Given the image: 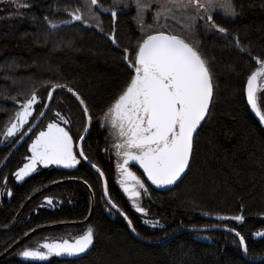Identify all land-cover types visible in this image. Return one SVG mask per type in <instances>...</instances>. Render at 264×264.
Segmentation results:
<instances>
[{"label":"trees","instance_id":"16d2710c","mask_svg":"<svg viewBox=\"0 0 264 264\" xmlns=\"http://www.w3.org/2000/svg\"><path fill=\"white\" fill-rule=\"evenodd\" d=\"M124 1L100 0L103 10L116 8L117 15L113 18L98 13L95 26L74 21L69 14L76 8L85 14L86 8L81 7L85 0H0V164L19 137L7 139L5 131L23 103L36 92V117L49 89L55 84L67 85L85 100L93 117L82 143L84 152L103 172L108 197L131 219L137 236L158 242L179 229L221 225L235 228L244 236L248 258L261 257L264 236L254 235L264 232V127L249 111L245 84L257 68L254 57L264 59V0H232L236 13L233 20L213 16L227 33L206 28V20L198 19L191 31L168 21L169 28L193 43L205 58L212 76L213 97L209 113L194 137L193 154L183 179L168 192L148 187L142 204L147 217L158 221L153 229L140 223L139 215L116 186L115 157L107 148V132L100 127L105 111L134 74L124 60V49L133 56L142 37L135 28L134 12L118 10L117 4ZM49 21L65 24L51 29ZM257 99L264 108V90ZM57 112L71 121L65 126L74 144L84 130V115L75 99L56 91L40 124L0 173V182L7 177L4 188L0 183V227L11 223L35 191L65 179L87 181L94 198L91 217L81 227L55 228L30 236L0 264H250L244 261L237 238L225 231L206 233V241L185 233L162 246L138 242L118 215H107L101 180L83 162L73 171L38 168L21 183H15L9 176L23 164L36 132L46 122L63 124ZM46 197L53 199L50 206L41 205ZM89 209V195L83 186L65 183L54 187L32 200L12 229L0 232V254L37 227L84 220ZM237 215H242L243 221L207 218ZM89 226L94 231L93 244L80 258L52 257L35 262L19 258L23 248L44 237L67 231L79 234Z\"/></svg>","mask_w":264,"mask_h":264},{"label":"snow or ice","instance_id":"6c2138e0","mask_svg":"<svg viewBox=\"0 0 264 264\" xmlns=\"http://www.w3.org/2000/svg\"><path fill=\"white\" fill-rule=\"evenodd\" d=\"M133 2L140 30L144 33L133 56L130 57L129 50L124 49V60L134 74L131 75L126 88L105 111L101 127L106 123L116 137L117 143L114 146L117 155L123 160L118 164L123 191L133 200L136 211L146 214L147 210L137 204L135 198L141 196L140 189L145 193L148 189L144 181L130 170L129 162H136L143 169L147 179L157 187L176 184L189 167L194 149V133L209 113L213 97L212 76L205 58L193 43L173 32L168 21H177L179 13V22L188 31L195 27L198 19H206L208 22L206 28L227 33L226 28L215 23L213 13L220 12L225 16H234L236 13L232 0H157L159 6L154 11V26L145 27V15L151 9V4L146 0ZM81 7L86 8L87 12L95 17L103 6L100 0H85ZM110 11L111 16L115 18L117 12L114 9ZM69 14L72 20L89 23L81 8H76ZM49 23L52 28L57 27L55 23L51 21ZM112 41L114 44L117 43L114 36ZM254 59L259 66L247 78L246 99L260 123L264 124V108L257 99V82L264 79V59L260 57ZM261 87H264V84ZM56 88H67L79 104L83 105V113L90 127L93 117L89 114V108L80 94L67 85L55 84L47 94L49 100L52 99ZM37 101L38 96L34 91L23 103L22 108L15 113V122L8 127L7 136H13L28 123ZM43 107L47 108L48 105L45 104ZM44 114L40 111L39 116L43 117ZM56 116L64 125L71 123L59 112ZM88 127L84 128V132H88ZM31 130L29 127L28 131ZM84 139L83 135L78 137V141L82 142ZM30 152L31 155L27 157L28 163L15 173L17 180H22L34 172L38 165L55 164L71 168L80 163L77 153L74 152V139L70 129L56 121L49 122L46 130L39 131L30 144ZM78 155L85 160L88 159L82 146ZM100 175L103 176V172ZM8 195H11V191ZM105 195H108L107 186ZM46 200L52 204L50 197H46ZM112 207L117 208L118 205L113 203ZM124 218L132 227V231L136 232L131 219L126 214ZM232 219L243 221L244 217L237 215ZM231 231L239 237L243 253L247 255L249 249L244 236L235 228ZM256 235L264 236V232H257ZM93 240L94 231L89 226L82 235L72 240H46L41 245L46 251L40 248H25L20 255L41 260L52 254L77 256L85 253L93 244ZM260 264H264V258Z\"/></svg>","mask_w":264,"mask_h":264},{"label":"water","instance_id":"95a60500","mask_svg":"<svg viewBox=\"0 0 264 264\" xmlns=\"http://www.w3.org/2000/svg\"><path fill=\"white\" fill-rule=\"evenodd\" d=\"M101 14H106V13L101 12ZM109 16H111V15H109ZM74 21H75V20H74ZM63 24H65V23H62V24H56V25H57V27H59L60 25H63ZM49 27H50L51 29H55V28H52L51 25H49ZM57 27H56V28H57ZM109 38L112 39V35H111ZM246 82H247V81H246ZM51 90H52V87L49 89V91H51ZM49 91H48V92H49ZM56 91L65 92V93L71 95V96L75 99V97L72 95V93H69V92L67 91V88H56L55 91L53 92V94H54ZM245 100H246V103H247V99H246V84H245ZM75 101L77 102V104L79 105V107H80V109H81V111H82V113H83V105H80L79 102H78L76 99H75ZM49 103H50V100L48 99V96H47V97H46L45 104L48 105V107H49ZM247 106H248V108H249L250 113L254 116V118L259 122V124H260L261 126L264 127V124L260 123L258 117H256L255 113L251 110V108H250V106L248 105V103H247ZM48 107H47V108H43L42 111H43L44 113H46ZM44 115H45V114H44ZM83 115H84V113H83ZM43 117H44V116H43ZM43 117L38 116V117L35 119V121L33 122V124L30 126V127L32 128V130H31V131H28V130H27V131L23 134V136H22V137L16 142V144L12 147V149L9 151V153L7 154V156L4 158V160H3L2 163L0 164V173H1L2 169L6 166V164L9 162V160L14 156V154L16 153V151L18 150V148L21 146V144L27 139V137H28V136L33 132V130L38 126V124L41 122V120L43 119ZM29 118H30V117H29ZM84 119H85V126H84V128H85V127H88V121H87V118H86L85 115H84ZM13 122H15V117H14L13 120L9 123V125L7 126L6 131H5V137L8 138V139L14 137V136L17 134V132H18L20 129L23 128V127H21V128H20V129H19V130L13 135V136H11V137L7 136V135H6V133H7V129H8V127L11 126V123H13ZM203 122H204V121L201 122V125L203 124ZM23 126H24V125H23ZM200 127H201V126H200ZM200 127L197 129V132H198V130L200 129ZM45 129H46V127H45ZM45 129H44V130H45ZM88 131H89V127H88ZM197 132L194 133V137H195V135L197 134ZM87 134H88V132L86 133V132H84V130H83V132H82L81 135L85 136V138H86ZM84 140H85V139H84ZM83 142H84V141H82V142H81V141H77V143H76V146H75V147H76L77 155H78V153H79V148L82 146V143H83ZM27 150H28L29 153H31V152H30V146L28 147ZM26 158H27V157H26ZM26 158H25V159H26ZM78 158H79V160H80L81 162H83V163H84V164H85L90 170H92L93 172H95V173L100 177L101 184H102L103 198H104V200H105V202H106V204H107L108 209L112 210L114 213L118 214V215L122 218V220L124 221V223H125V225H126V227H127V230H128V232H129V234H130L134 239H136L138 242H140V243H142V244H144V245L152 246V247H154V246H162V245L167 244L171 239H173V238L176 237L177 235L185 234V233H192V234L198 235V236H197L198 239H201V240H205V241H206V240H208V238L205 236V234L208 233V232H211V231H225V232H228V233L234 235V236L237 238L238 242H239V237L236 236V233H235V232L231 231V229H229V228H226V227H223V226H220V225H217V226H207V227H201V228H183V229H179V230H176V231L170 233L167 237H165L163 240L158 241V242L145 241V240L141 239L139 236H137V234H136L135 232L132 231V227L129 226L128 221L124 218V213L121 212L118 208H114V207H112V204H113V203H112L111 200L109 199L108 195H105L106 181H105L104 176H101V175H100L101 171L99 170V168L96 167V166L93 167L94 164H92L88 159L85 160V159H83V157H80L79 155H78ZM130 163H131L132 165L136 166V168L140 171V173L142 174V176H143L145 182L147 183V185H148L152 190H154V191H156V192H159V193L168 192V191L172 190L174 187H176V186L180 183V181L183 179V177L185 176V174H186V172H187V169H188V168H187V169L185 170V173L182 174L181 178L176 182V184L171 185V186H166V187H157V186L153 185V184L151 183L150 180L147 179L146 174L143 173V169L140 168L139 165H138L136 162H132V161H130ZM189 164H190V162H189ZM50 166H53V167H55L57 170H62V171H73V170H74V167L69 168V167H65V166H63V165H55V164H53V165H50ZM41 167H42V168H46V167H48V166H46V167L41 166ZM18 169H19V168H18ZM98 170H99V171H98ZM32 173H33V172H32ZM32 173H31V174H32ZM31 174H30V175H31ZM30 175H29V176H30ZM29 176H27V177H29ZM27 177H26V178H27ZM26 178H24V179H26ZM24 179H23V180H24ZM23 180H22V181H23ZM22 181H21V182H22ZM18 183H19V182H18ZM65 183L79 184V185L83 186V187L86 189V191H87V193H88V195H89V199H90V209H89V214H88V216H87L84 220L79 221V222H62V223H55V224H49V225L40 226V227H37V228L31 230V231H29L28 233H26L25 235H23L19 240H17V241H16L15 243H13L11 246H9L6 250H4V251L0 254V260H2L3 258L7 257V256H8L13 250H15L17 247H19V246H20V245H21V244H22L27 238H29L30 236H32V235H34V234H36V233H38V232L46 231V230H50V229H55V228L79 227V226H84V225L87 224V222L89 221V219H90V217H91L92 211H93L94 198H93L92 192H91L89 186H88L87 184H85L84 182H82V181H78V180H74V179H65V180H62V181H58V182L52 183V184H50V185H48V186H46V187H44V188H42V189H40V190L34 192L33 194H31V195L25 200V202L23 203V205L20 207V209L18 210L17 214L15 215V217L13 218V220L11 221V223H10L7 227H0V232H6V231H9L10 229H12V228L15 226V224L17 223L19 217H20L21 214L23 213V211H24V209L26 208V206H27L32 200H34L35 198H37V197H39V196L45 194L46 192L50 191V190L53 189L54 187L59 186V185H62V184H65ZM122 190H123V188H122ZM123 192H124V191H123ZM207 218H208V219L215 220V221H219V222H223V221H226V220H228V219H229V220H234V219H232V218H230V217H224V216H208ZM82 234H83V233H82ZM82 234H81V235H82ZM76 237H77V236H76ZM73 239H74V238H73ZM71 240H72V239H71ZM45 241H46V240H45ZM45 241H42V242L39 243V248H40V250H42V251H46L45 249H43V248L41 247V245H42ZM52 241H53V240H52ZM239 245H240V243H239ZM91 247H92V245L90 246V248H89L85 253H81V254H79V255H77V256L56 255V254H52V255H50V256H55V257H57L58 259H77V258H80V257L84 256L85 254H87V253L89 252V250L91 249ZM23 250H24V249H23ZM23 250H22V251H23ZM22 251H21V252H22ZM240 251H241V255H242L244 261H246L247 263H250V264H259V263L261 262V259L264 258V255H262L261 257H258V258H256V259H250V258H248L247 255H245V254L243 253V249H242L241 245H240ZM21 252H20V253H21ZM50 256H48V257H50ZM19 257H20V259H21L22 261H45V260L48 259V257L45 258V259H43V260H41V259H34V258H25V257L21 256L20 254H19Z\"/></svg>","mask_w":264,"mask_h":264},{"label":"rangeland","instance_id":"374dc122","mask_svg":"<svg viewBox=\"0 0 264 264\" xmlns=\"http://www.w3.org/2000/svg\"><path fill=\"white\" fill-rule=\"evenodd\" d=\"M146 2H148V3H150L151 4V9L150 10H148L147 11V13H146V15H145V27H147V26H154V20H153V15H154V11H155V9L159 6L158 5V3H157V0H146ZM125 5H127V6H125ZM117 8H118V10H124L125 9V11H129V10H132L133 12H134V24H135V28H136V30H137V32L139 33V35H141V36H143V34L144 33H142L141 32V30H140V25H139V18L137 17V10H136V6H135V4H134V2H133V0H125L124 2H122V3H119L118 4V6H117ZM115 11H116V8H113ZM113 9H111V10H113ZM101 12H103V13H106L107 15H111V11L109 10V11H105V10H103V9H100L99 11H98V13L100 14ZM84 16H85V18L86 19H88V21H89V24H91V25H95V26H97L98 25V21H99V18H98V15L97 16H95V17H93V16H91L88 12H87V9H86V11H85V14H84ZM177 16H178V20L177 21H175V22H178V24L181 26V27H183L182 26V24L179 22V13L177 14ZM213 16H220L221 18H223V20H233L234 18H235V16H236V14L234 15V16H225V15H223L222 13H220V12H216V13H213ZM200 20H203V21H205L206 19H200ZM169 21H172V20H169ZM168 25H169V27H170V24L168 23ZM184 28V27H183ZM215 30V29H214ZM216 31V30H215ZM216 32H218V31H216ZM264 84V83H263ZM260 88H259V90H258V94H260L263 90H264V87H261V85L259 86ZM257 94V95H258ZM33 108H34V106H33ZM34 112L35 111H33V114H32V116H31V118L28 120V123L27 124H25V126H24V130L22 129L21 131H20V135L33 123V121L36 119V117L38 116H34ZM57 122V121H56ZM49 122H46L44 125H43V127L40 129V130H38L37 132H36V134L32 137V139H31V141L29 142V144H28V147L30 146V144L32 143V141L35 139V137H36V135H38V133H39V131H41V130H44L45 129V127L47 126V124H48ZM101 123L102 122H100V127H101ZM62 126H65V125H63V124H61ZM66 127V126H65ZM101 128H103L104 130H106V132H107V142H108V145H107V148H108V150L112 153V155H114V157H115V161H114V164L115 165H118V164H121V160H122V158H119V156H117V150H116V148H115V144L117 143V140H116V137L110 132V130H109V126L105 123L104 124V126L103 127H101ZM46 130V129H45ZM74 152H75V148H74ZM27 157H29L30 155H31V153H27ZM25 163H28V160H27V158L24 160V162H23V164L19 167V169L21 168V167H23V165L25 164ZM78 165V164H77ZM38 166H44V165H38ZM50 165H48V167H49ZM44 167H46V166H44ZM18 171V169L13 173V174H11L9 177H10V179H12L15 183H20L24 178H26V177H24L22 180H17L16 179V175H15V173ZM36 171V170H35ZM31 174V173H30ZM29 174V175H30ZM28 175V176H29ZM116 178V176H114V179ZM6 180H7V177H5L3 180H2V182H0L1 183V186L4 188V184H6ZM125 197V196H124ZM52 199V198H51ZM52 202H53V199H52ZM128 202V201H127ZM136 203L137 204H139L140 206H142V207H144L142 204H141V202L139 201V200H136ZM41 205H44V206H50V204L48 203V201L46 200V198L45 199H43V201H42V203H41ZM136 208V207H135ZM131 209L135 212V209L134 208H132L131 207ZM106 213H107V215H110L111 217H114V215L112 214V212H110L109 210H106ZM136 213V212H135ZM146 214H147V212H146ZM146 214H143L142 216H140L142 219H143V223L145 224V225H148V226H157L158 224L155 222V221H151V220H149V218L147 217V215ZM146 221H151L152 223L150 224V223H146ZM153 227H151L150 229H152ZM64 235V234H63ZM73 237L75 236V235H72ZM58 237H59V235H54V236H50V237H48L47 238V240H55V239H58ZM254 237L255 238H260V237H262V236H257L256 234L254 235Z\"/></svg>","mask_w":264,"mask_h":264},{"label":"flooded vegetation","instance_id":"af4514ba","mask_svg":"<svg viewBox=\"0 0 264 264\" xmlns=\"http://www.w3.org/2000/svg\"><path fill=\"white\" fill-rule=\"evenodd\" d=\"M216 31H218V30H216ZM259 65H257V67H258ZM258 90H259V86L260 85H262L263 83H264V79H262V80H258ZM18 140V139H17ZM118 156V155H117ZM119 158H121L120 156H119ZM122 162H123V160H121ZM121 162V163H122ZM80 163H81V161H80ZM79 163V164H80ZM79 164L78 165H75L74 166V170H76L77 168H78V166H79ZM129 168H130V170H132L133 172H135L136 173V175H138L143 181H144V183H145V185H146V187H147V189H148V185H147V183L145 182V180H144V178H143V176H142V174L140 173V171L136 168V166H134V165H132L130 162H129ZM115 176H116V178L114 179V182H115V184H116V186L118 187V189L119 190H121V192H123V190H122V187H121V184H120V180H121V172H120V169L118 168V165H117V168H115ZM75 180V179H74ZM140 191H141V196L139 197V198H135V200H139L140 202H141V204H142V202H143V200L147 197V195H148V191L145 193L142 189H140ZM124 194H125V199H126V202L128 203V205L130 206V208L132 207V208H134L135 209V214H137V215H139V218H140V223L144 226V227H149V228H151V227H153V228H155L156 226H148V225H145L142 221H143V219L140 217V216H142L143 214H141V213H139V212H137L136 211V208H135V206H134V203H133V200L132 199H130L129 198V196L124 192ZM143 205V204H142ZM118 208V207H117ZM119 209V208H118ZM110 212H112V214L114 215V217H115V215H118V214H116V213H114L112 210H110V209H108ZM120 210V209H119ZM121 211V210H120ZM105 212H106V209H105ZM122 212V211H121ZM119 216V215H118ZM113 217V218H114ZM120 217V216H119ZM121 218V217H120ZM122 219V218H121ZM150 220V219H149ZM151 221H153V220H151ZM152 228V229H153ZM86 231V229H83L79 234H73L72 232H70V231H67V232H64V233H61V234H57V235H59V237H58V239H69V240H71V239H73L74 237H76L77 235H80V234H82V233H84ZM64 234V235H63ZM72 235H75L74 237L72 236ZM50 237V236H49ZM46 238H48V236L47 237H44V238H42L41 240H43V239H46ZM39 243H40V241L39 242H37V243H34L32 246H30L29 248H38L39 247Z\"/></svg>","mask_w":264,"mask_h":264}]
</instances>
